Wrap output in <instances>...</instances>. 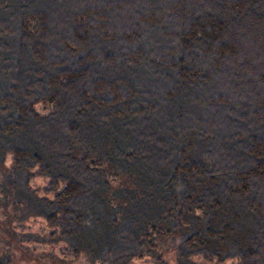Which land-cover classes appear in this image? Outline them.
Returning a JSON list of instances; mask_svg holds the SVG:
<instances>
[{"label":"trees","instance_id":"trees-1","mask_svg":"<svg viewBox=\"0 0 264 264\" xmlns=\"http://www.w3.org/2000/svg\"><path fill=\"white\" fill-rule=\"evenodd\" d=\"M0 197L88 264H264V0H0Z\"/></svg>","mask_w":264,"mask_h":264},{"label":"rangeland","instance_id":"rangeland-1","mask_svg":"<svg viewBox=\"0 0 264 264\" xmlns=\"http://www.w3.org/2000/svg\"><path fill=\"white\" fill-rule=\"evenodd\" d=\"M38 112L46 111L43 104H36ZM9 158L6 160L8 164ZM46 184V179L34 177L30 185L39 189ZM49 228L40 217H26L20 219L12 205L5 203L0 197V257L9 256L11 264H88L81 256H69L63 244L49 245L37 241L36 235H44ZM169 261H173L172 253H168ZM234 261L225 260L218 264H233ZM132 264H152L149 257L136 258ZM215 264V263H210Z\"/></svg>","mask_w":264,"mask_h":264}]
</instances>
